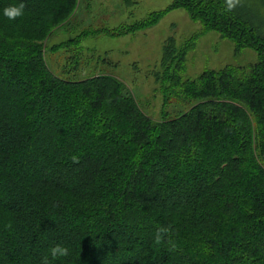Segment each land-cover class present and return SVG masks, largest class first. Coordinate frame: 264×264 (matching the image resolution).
Returning a JSON list of instances; mask_svg holds the SVG:
<instances>
[{
	"label": "trees",
	"instance_id": "16d2710c",
	"mask_svg": "<svg viewBox=\"0 0 264 264\" xmlns=\"http://www.w3.org/2000/svg\"><path fill=\"white\" fill-rule=\"evenodd\" d=\"M20 2L0 0V264H40L55 243L70 255L53 264H264L257 13L227 12L224 0H172L167 10L183 8L236 51L253 49L257 62L183 79L182 51L165 45L154 77L174 104L155 119L122 79L78 78L81 53L73 78L50 67L47 49L72 40L47 41L80 0H23L25 14L6 19L3 8ZM162 14L91 32L124 36ZM166 225L170 235L156 244Z\"/></svg>",
	"mask_w": 264,
	"mask_h": 264
},
{
	"label": "rangeland",
	"instance_id": "374dc122",
	"mask_svg": "<svg viewBox=\"0 0 264 264\" xmlns=\"http://www.w3.org/2000/svg\"><path fill=\"white\" fill-rule=\"evenodd\" d=\"M171 2L80 0L69 23L57 29L47 41L52 46L72 40L55 53L47 49L50 67L62 77L73 78L74 56L81 53L78 78L101 73L122 79L142 109L158 119L163 109L172 110L174 104L172 101L165 104L160 83L154 77L165 45L174 44L182 51L183 79H195L204 71H219L229 66L248 68L257 62L253 49L236 51L231 40L222 38L217 31L204 30L183 8L167 10ZM239 7L247 14L257 13L255 20L264 22L262 0H242ZM158 11L163 14L154 25L131 34L112 37L104 32H91L131 24Z\"/></svg>",
	"mask_w": 264,
	"mask_h": 264
},
{
	"label": "clouds",
	"instance_id": "9594fccd",
	"mask_svg": "<svg viewBox=\"0 0 264 264\" xmlns=\"http://www.w3.org/2000/svg\"><path fill=\"white\" fill-rule=\"evenodd\" d=\"M242 0H224L225 11L231 12L238 6H241ZM26 4L21 0L18 4H9L5 6L2 10L3 16L9 21H15L18 18L22 17L25 14ZM73 162H79V157L73 155L71 157ZM172 231V225L161 226L156 230L154 236V242L160 244L165 241L166 237L170 235ZM171 243V241H168ZM175 245H172L174 248ZM70 255V249L68 246L62 243H55L51 245L47 253L42 257L40 264H53V261L66 258Z\"/></svg>",
	"mask_w": 264,
	"mask_h": 264
}]
</instances>
